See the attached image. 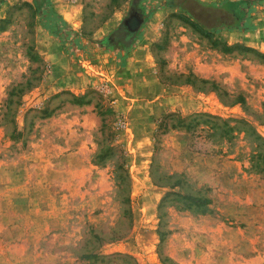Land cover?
I'll list each match as a JSON object with an SVG mask.
<instances>
[{
    "label": "rangeland",
    "instance_id": "1",
    "mask_svg": "<svg viewBox=\"0 0 264 264\" xmlns=\"http://www.w3.org/2000/svg\"><path fill=\"white\" fill-rule=\"evenodd\" d=\"M164 1L139 4L143 23L128 47L105 40L133 0H51L75 33L69 41L43 27L32 0L0 6V264H264L252 136L200 130L190 139L169 128L175 119L157 130L169 112H203L245 119L264 138V0L252 7L253 29L212 36ZM18 82L30 88L6 108ZM100 104L114 112L103 114V132ZM112 145L129 180L130 219L112 162L95 159ZM181 176L191 187L170 186ZM172 191L209 197L211 212L174 197L159 207Z\"/></svg>",
    "mask_w": 264,
    "mask_h": 264
},
{
    "label": "trees",
    "instance_id": "2",
    "mask_svg": "<svg viewBox=\"0 0 264 264\" xmlns=\"http://www.w3.org/2000/svg\"><path fill=\"white\" fill-rule=\"evenodd\" d=\"M5 0H0V6ZM34 3V14L42 19L43 27L54 37H58L62 41H69L68 38L74 35V31L70 25L62 18V16L54 9L51 0H32ZM144 0H133L135 2L134 9L139 10L141 17L144 19L143 11L139 4ZM257 0H224L221 3L204 1V0H165L163 3L164 8L176 9L179 14L184 17L190 23L192 22L198 28L202 29L209 35H215L221 31H248L253 29V24L251 21V10L254 3ZM214 12L218 13V18L213 22H206L202 17L206 18L208 14ZM225 17V19L221 18ZM143 23V22H142ZM62 29L64 33L62 32ZM116 31V30H115ZM111 33L106 37V42L113 45H123L128 47L133 43L136 38V34L129 43L119 44V41H115L113 34ZM64 34V35H63ZM63 36V37H62ZM218 46L217 43H214ZM228 48V47H226ZM260 56L264 57L263 53H258ZM200 82L206 84V80L194 78L193 82ZM28 82L25 85L22 82L15 83L10 86L7 91V98L5 99L6 108L10 107L11 99L10 96L13 93L22 95L24 90L29 89ZM85 96L76 97L73 96L74 100L82 102ZM235 102H240L244 104V99L238 96ZM19 104V102H18ZM103 105H98L100 109ZM103 108V107H102ZM47 109L43 111L46 113ZM104 113H108L109 116H114L112 107L108 106L105 109H100L98 114L100 115V130L103 132L108 126H110L107 118L103 116ZM170 119H175V123L170 125V129H182L190 136V139L197 137L198 132L205 130L207 136H212L215 131H219V135H224L226 138H232L233 132H242L244 134H249L252 136L251 142L253 146L251 147L249 153V163L250 169L258 174L261 179L264 180V138L254 129V127L245 119H222L220 117L212 116L203 112L192 113L188 116H180L177 113L169 112L164 115L160 121L157 130H163L167 127V121ZM110 121V120H109ZM234 124H231V123ZM203 127H202V126ZM228 136V137H227ZM111 137L115 138L114 133L111 132ZM228 138V139H229ZM120 149L119 146H109L102 147L95 154V159L98 163L105 162V159L110 160L113 164L112 172L114 174V183L116 187L115 196L116 200L120 203L121 215L124 218H129L131 215V208L129 203V197L126 195L128 188V177L126 175L125 168L123 166L121 158L115 157V152ZM123 151H121V155ZM171 187L179 186L181 189L186 187H191V183L188 182L184 177H179L173 183L170 184ZM195 191L200 193L201 189H196ZM206 191V189H205ZM169 197H174L178 201L187 200L188 206L195 208L200 214L209 213L211 210L207 207L211 199L207 196H195L192 193L184 192H168L162 198L159 207L163 206L164 202L169 199ZM162 235L161 232L159 233ZM92 256L100 258L101 260L107 258V256H99L98 254H92ZM163 262L169 260L167 257L162 258Z\"/></svg>",
    "mask_w": 264,
    "mask_h": 264
},
{
    "label": "water",
    "instance_id": "3",
    "mask_svg": "<svg viewBox=\"0 0 264 264\" xmlns=\"http://www.w3.org/2000/svg\"><path fill=\"white\" fill-rule=\"evenodd\" d=\"M135 4V2L132 3L128 16L121 21L118 30H116L119 34L124 33V43H129L133 39L143 22V18L141 17L139 10L133 8ZM119 38L120 36H117L115 40H118Z\"/></svg>",
    "mask_w": 264,
    "mask_h": 264
},
{
    "label": "flooded vegetation",
    "instance_id": "4",
    "mask_svg": "<svg viewBox=\"0 0 264 264\" xmlns=\"http://www.w3.org/2000/svg\"><path fill=\"white\" fill-rule=\"evenodd\" d=\"M118 28H119V27H118ZM118 28H117L116 30H118ZM117 36H120V38H119L118 40H115V41H119V44H123V43H124V41H123L124 33L119 34L118 32L115 31V33L113 34L114 39H115Z\"/></svg>",
    "mask_w": 264,
    "mask_h": 264
},
{
    "label": "bare ground",
    "instance_id": "5",
    "mask_svg": "<svg viewBox=\"0 0 264 264\" xmlns=\"http://www.w3.org/2000/svg\"><path fill=\"white\" fill-rule=\"evenodd\" d=\"M62 14H65V12L63 11V12H61Z\"/></svg>",
    "mask_w": 264,
    "mask_h": 264
}]
</instances>
